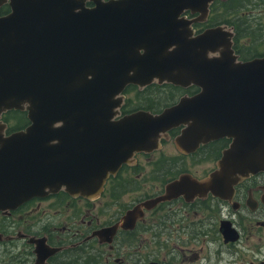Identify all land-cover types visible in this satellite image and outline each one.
<instances>
[{
	"label": "water",
	"instance_id": "obj_1",
	"mask_svg": "<svg viewBox=\"0 0 264 264\" xmlns=\"http://www.w3.org/2000/svg\"><path fill=\"white\" fill-rule=\"evenodd\" d=\"M94 1L9 0L0 15V209L59 190L91 198L135 151L159 148L179 125L185 152L205 137L246 134L193 180L195 190L215 193L264 169V55L237 60L222 25L194 34L182 13L205 14L209 0ZM153 83L200 89L159 111L121 112L127 85ZM11 109L28 123L6 133ZM124 219L133 224L135 212Z\"/></svg>",
	"mask_w": 264,
	"mask_h": 264
},
{
	"label": "flooded vegetation",
	"instance_id": "obj_2",
	"mask_svg": "<svg viewBox=\"0 0 264 264\" xmlns=\"http://www.w3.org/2000/svg\"><path fill=\"white\" fill-rule=\"evenodd\" d=\"M8 10L3 0L0 15ZM182 15L192 19L194 34L227 28L237 60L264 55V0H209L205 14L188 8ZM182 88L190 95L200 89ZM123 105L121 112H128ZM182 127L169 129L159 148L135 151L91 198L59 190L0 209V252H7L0 264H264V169L215 193L202 185L195 190L193 182L215 170L223 152L246 134L205 137L185 152L175 142ZM235 155L244 159L241 150ZM129 209L133 224L124 219ZM104 228L108 234L100 238Z\"/></svg>",
	"mask_w": 264,
	"mask_h": 264
},
{
	"label": "trees",
	"instance_id": "obj_3",
	"mask_svg": "<svg viewBox=\"0 0 264 264\" xmlns=\"http://www.w3.org/2000/svg\"><path fill=\"white\" fill-rule=\"evenodd\" d=\"M134 87L136 93L132 102L126 95V102L123 105L124 111H131L136 108L149 109L151 111H158L164 106L173 103L179 95L186 91L185 89L173 85L170 83H164L162 85L153 83L147 85L143 89H138L137 86L129 84L125 88L127 89ZM169 89V92L166 91ZM3 118L9 123V130H15L24 127L28 123L26 112L22 110L11 109L3 114Z\"/></svg>",
	"mask_w": 264,
	"mask_h": 264
},
{
	"label": "rangeland",
	"instance_id": "obj_4",
	"mask_svg": "<svg viewBox=\"0 0 264 264\" xmlns=\"http://www.w3.org/2000/svg\"><path fill=\"white\" fill-rule=\"evenodd\" d=\"M135 91L136 89L134 87H131L126 91L127 96L130 98V102H132V98H134V95L136 93ZM166 91L169 92V89L166 88ZM0 253L7 254V252H0Z\"/></svg>",
	"mask_w": 264,
	"mask_h": 264
}]
</instances>
